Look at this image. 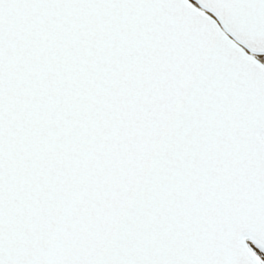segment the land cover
I'll return each mask as SVG.
<instances>
[{"label": "snow or ice", "instance_id": "obj_1", "mask_svg": "<svg viewBox=\"0 0 264 264\" xmlns=\"http://www.w3.org/2000/svg\"><path fill=\"white\" fill-rule=\"evenodd\" d=\"M0 264H264V0H0Z\"/></svg>", "mask_w": 264, "mask_h": 264}]
</instances>
